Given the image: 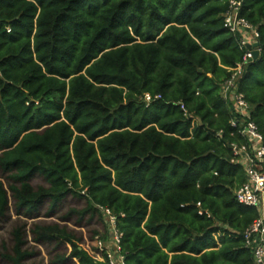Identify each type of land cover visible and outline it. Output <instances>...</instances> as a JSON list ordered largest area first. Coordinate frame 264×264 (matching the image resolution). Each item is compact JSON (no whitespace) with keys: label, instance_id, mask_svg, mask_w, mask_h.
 <instances>
[{"label":"trees","instance_id":"16d2710c","mask_svg":"<svg viewBox=\"0 0 264 264\" xmlns=\"http://www.w3.org/2000/svg\"><path fill=\"white\" fill-rule=\"evenodd\" d=\"M229 0H0V219L54 211L67 195L85 214L108 208L124 264H254L244 236L257 208L239 203L250 146L231 125L223 85L242 61L224 24ZM239 15L259 55L236 80L264 145V0ZM145 94L153 98L147 103ZM184 106V109L181 108ZM240 149L235 154L232 145ZM39 175L46 183L34 186ZM37 242L67 241L54 263L105 264L57 225ZM11 264H25L20 228Z\"/></svg>","mask_w":264,"mask_h":264},{"label":"built area","instance_id":"2783aa9c","mask_svg":"<svg viewBox=\"0 0 264 264\" xmlns=\"http://www.w3.org/2000/svg\"><path fill=\"white\" fill-rule=\"evenodd\" d=\"M242 0H229V7L224 14V24L228 30L239 36V43L244 49L242 61L236 71L223 85V94L232 101L234 118L231 125L240 127V134L249 142L250 150L242 155V163L247 173V181L235 192L236 200L246 206L257 208L259 216L246 230L244 236L246 245L252 248L254 264H264V145L262 134L254 122L250 120V106L241 92H238L236 80L242 73L243 66L252 60V50L248 47L258 41V33L254 26L239 15ZM258 48V47H256ZM155 96L154 98H158ZM150 94H145L144 99L149 103L154 99ZM184 109V106L181 105ZM235 154L240 153L236 144L232 145ZM108 225V242L110 246H104L101 253L105 254V264H124V256L120 253V241L122 232L116 224V217L108 208L99 207ZM100 253V254H101ZM94 256V255H93ZM100 260L99 256H94Z\"/></svg>","mask_w":264,"mask_h":264},{"label":"rangeland","instance_id":"374dc122","mask_svg":"<svg viewBox=\"0 0 264 264\" xmlns=\"http://www.w3.org/2000/svg\"><path fill=\"white\" fill-rule=\"evenodd\" d=\"M0 183L8 187V174L0 170ZM34 186L45 185L43 178L35 175L32 178ZM8 206L4 216L0 219V264H11L7 255L13 254L15 243L13 232L20 228L25 242L23 249L29 253L25 264H76V260L69 259L65 263H54L55 256L67 254L70 251V243L67 241L52 240L37 242L31 233L35 225H57L65 228L73 235L75 243L85 248L90 254L99 256L100 248L110 246L108 242V225L102 213L97 211L85 214L69 213L71 209L81 211L87 206L84 197L67 195L61 204L52 212L48 211L49 201L44 203L32 213H26L17 208V203L8 191Z\"/></svg>","mask_w":264,"mask_h":264},{"label":"water","instance_id":"95a60500","mask_svg":"<svg viewBox=\"0 0 264 264\" xmlns=\"http://www.w3.org/2000/svg\"><path fill=\"white\" fill-rule=\"evenodd\" d=\"M248 47L253 46L255 47L254 50H252V59H256L259 55V48H256L259 46L258 41L254 42L253 44H247Z\"/></svg>","mask_w":264,"mask_h":264},{"label":"clouds","instance_id":"9594fccd","mask_svg":"<svg viewBox=\"0 0 264 264\" xmlns=\"http://www.w3.org/2000/svg\"><path fill=\"white\" fill-rule=\"evenodd\" d=\"M100 213V212H99Z\"/></svg>","mask_w":264,"mask_h":264}]
</instances>
